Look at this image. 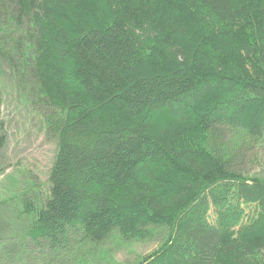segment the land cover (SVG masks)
Listing matches in <instances>:
<instances>
[{
  "label": "trees",
  "instance_id": "obj_1",
  "mask_svg": "<svg viewBox=\"0 0 264 264\" xmlns=\"http://www.w3.org/2000/svg\"><path fill=\"white\" fill-rule=\"evenodd\" d=\"M3 64L55 153L0 200V264L150 226L136 264H264V0H0Z\"/></svg>",
  "mask_w": 264,
  "mask_h": 264
},
{
  "label": "rangeland",
  "instance_id": "obj_2",
  "mask_svg": "<svg viewBox=\"0 0 264 264\" xmlns=\"http://www.w3.org/2000/svg\"><path fill=\"white\" fill-rule=\"evenodd\" d=\"M2 68L4 71L0 77V130L6 133V139L5 147L0 151V200L14 190L13 178L18 179L21 174L44 181L55 153V143L46 138L39 117L32 115L29 107L16 98L7 65L3 64ZM252 153L243 165L245 176L264 178V140L255 144ZM149 232L148 237L137 240L122 239L114 231L100 248L86 249L87 255L90 252L98 254L86 255L83 264H136L142 256L153 251L167 235L165 227L150 226Z\"/></svg>",
  "mask_w": 264,
  "mask_h": 264
}]
</instances>
